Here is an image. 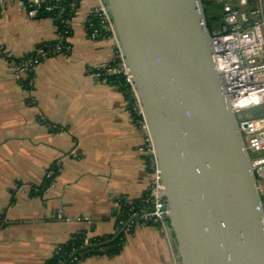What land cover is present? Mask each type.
<instances>
[{
	"label": "crops",
	"instance_id": "crops-1",
	"mask_svg": "<svg viewBox=\"0 0 264 264\" xmlns=\"http://www.w3.org/2000/svg\"><path fill=\"white\" fill-rule=\"evenodd\" d=\"M101 4L78 0L63 34L69 51L33 69L30 91L13 78L11 60L57 41L58 17L29 18L16 0L0 7V264H45L75 234L86 241L113 234L116 198L134 202L149 184L143 135L125 97L110 76L93 75L113 61L117 45L111 34L87 36V15ZM56 163L50 185L31 193ZM169 226L136 221L119 252L77 264H177Z\"/></svg>",
	"mask_w": 264,
	"mask_h": 264
},
{
	"label": "water",
	"instance_id": "water-1",
	"mask_svg": "<svg viewBox=\"0 0 264 264\" xmlns=\"http://www.w3.org/2000/svg\"><path fill=\"white\" fill-rule=\"evenodd\" d=\"M102 2L152 139L177 264H264L262 193L222 95L203 1Z\"/></svg>",
	"mask_w": 264,
	"mask_h": 264
},
{
	"label": "built area",
	"instance_id": "built-area-1",
	"mask_svg": "<svg viewBox=\"0 0 264 264\" xmlns=\"http://www.w3.org/2000/svg\"><path fill=\"white\" fill-rule=\"evenodd\" d=\"M11 0H0V7ZM29 18H35L40 13L58 17L62 26L69 24L75 13L78 0H16ZM222 4L221 26L214 29L210 37L213 49V59L218 72L222 95L228 100L237 118L244 148L250 155L251 166L257 181L264 179V115L253 118H238L241 110L264 104V11L263 0H213ZM57 3V4H56ZM92 15H96V24ZM88 38L96 39L99 32H108L114 37L111 19L103 4L91 9L85 23ZM59 39L54 43L37 45L29 54L11 60L13 78L26 90L33 87L32 71L44 59L51 56L64 55L70 45L57 24ZM7 56V54H5ZM97 78L118 76L127 86L129 99L126 106L134 123L143 135L144 167L148 170L150 180L144 194L139 198V204H133L123 196L116 198L117 210L124 206L129 219L123 225L125 231L136 221L151 225H160L169 220V211L162 196L164 184L158 167L152 139L143 117L141 104L137 98L133 78L119 47L116 45L115 58L93 74ZM116 87L118 85L114 84ZM135 116V118H134ZM73 156L77 152H71ZM252 154V155H251ZM58 163L51 166L45 174V180L51 179L56 173ZM52 181V179H51ZM50 181V183H51ZM44 187L31 186L33 194L37 195ZM263 198L261 201V220L264 226V188L258 184ZM19 189V188H17ZM135 206V208H134ZM86 223H92L88 217H77ZM6 221L0 216V227ZM122 224V221L120 222Z\"/></svg>",
	"mask_w": 264,
	"mask_h": 264
},
{
	"label": "trees",
	"instance_id": "trees-1",
	"mask_svg": "<svg viewBox=\"0 0 264 264\" xmlns=\"http://www.w3.org/2000/svg\"><path fill=\"white\" fill-rule=\"evenodd\" d=\"M202 1H203V4L205 5V9L209 8L210 6H213L214 3H216L213 0H202ZM51 3L54 4L55 1L52 0ZM60 4L62 5V0L58 1V5ZM205 13H206V10H205ZM92 16H94L92 20L96 24V20H97L96 15H92ZM206 18H207V26L210 30V20H209V17L207 16V13H206ZM56 22L58 25H60L61 30H67V27L62 26V24L60 23V19H57ZM96 26L99 27L100 26L99 23L96 24ZM107 35H110V34L108 32L101 31L99 32L98 37L107 36ZM47 43L50 44L54 42H47ZM109 79L113 81L112 83L118 85L117 84V79H119L118 76L112 75L109 77ZM117 88L119 91L122 92L125 99H129V93L127 90L128 88L124 83H122V81H120V85H118ZM51 179L44 180L43 182L44 187L41 189L40 193L43 191L44 188L50 185ZM261 196H262L261 198H263V195ZM139 202H140V199H137L134 201L133 204L134 205L139 204ZM127 208H129V206H124L122 210L121 209L117 210V212L115 213L117 230L113 234L102 236V237L94 236L88 239L87 241L85 239L84 233L75 234L67 242L60 244L56 248L52 257L49 258L45 264H64L65 262L66 264H77L79 261H81L82 259L88 256H92V255L111 256L119 252V250L121 249V245L123 243L124 235H125V230L121 231V229L123 228V225L125 224V222L129 219V216H127L125 213ZM121 221H122V224H120ZM116 234H118L116 238L112 239ZM109 240L111 241L108 242ZM84 246H88V247L85 250H81V248ZM72 254L73 256L69 259V257Z\"/></svg>",
	"mask_w": 264,
	"mask_h": 264
},
{
	"label": "rangeland",
	"instance_id": "rangeland-1",
	"mask_svg": "<svg viewBox=\"0 0 264 264\" xmlns=\"http://www.w3.org/2000/svg\"><path fill=\"white\" fill-rule=\"evenodd\" d=\"M216 2V1H214ZM207 16L210 20V30L213 31L214 29H219L221 26V15H222V4L221 3H214L213 6L205 9ZM264 104L259 106H254L251 108H246L241 110L237 117L240 118H253L260 115H263ZM252 155V154H251ZM58 171V169H57ZM56 171V173H57ZM258 184L262 187L264 186V179H260L257 181ZM44 190V189H43Z\"/></svg>",
	"mask_w": 264,
	"mask_h": 264
}]
</instances>
